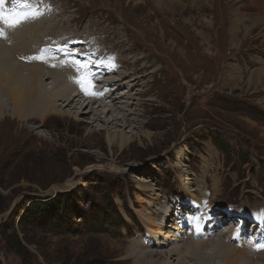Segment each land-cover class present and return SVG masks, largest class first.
Returning a JSON list of instances; mask_svg holds the SVG:
<instances>
[{
    "label": "rangeland",
    "instance_id": "1",
    "mask_svg": "<svg viewBox=\"0 0 264 264\" xmlns=\"http://www.w3.org/2000/svg\"><path fill=\"white\" fill-rule=\"evenodd\" d=\"M30 1L44 19L64 22L60 35L72 31L71 43L90 36L94 44L88 51L97 49L99 57L110 52V62H117L115 77L125 72L113 90L134 96L127 108L146 109L141 118L154 119L147 127L91 126L89 114L61 106L45 126L10 114L0 118L4 264H134L139 249L133 242L145 246L142 233L160 227L148 225L150 215L170 211L167 197L175 194L204 202L205 187L214 192V205L264 204V0ZM150 64L153 73L134 90L124 77L143 74ZM158 104L166 108L160 119ZM185 170L195 189L190 193L181 179ZM61 195L85 218L74 213L67 230L51 228L48 220L21 228L16 217L15 235L10 230L11 239L3 236L15 211L23 213L35 201H55L59 208ZM169 221L143 253L173 247L185 252L186 243L194 242L181 239ZM205 249L210 252L211 246ZM178 256L172 264H180ZM184 258L195 263L194 257Z\"/></svg>",
    "mask_w": 264,
    "mask_h": 264
},
{
    "label": "bare ground",
    "instance_id": "2",
    "mask_svg": "<svg viewBox=\"0 0 264 264\" xmlns=\"http://www.w3.org/2000/svg\"><path fill=\"white\" fill-rule=\"evenodd\" d=\"M18 1L4 0V3L0 5V29H3L4 32V35H0V118H3L6 114H10L20 122L28 124L30 121L40 120V124L45 126L46 119L53 118V113L55 111L59 112V106H61L79 109L81 116L89 114L92 118L90 122L91 126L101 122L108 126L107 128L128 127L132 126L133 123L143 127L150 126V122L154 118L148 120L141 118L147 112L146 109L136 112V107L127 108V105L131 103L128 99L134 98L131 94L125 95V91L121 92L120 89L117 91L114 89L113 94L105 93L103 95L107 101L106 103H102V101L96 100V97L87 96L82 91L81 84L78 87V72L75 71L76 52H71V46H68L69 43L72 45V31L71 33L60 35V27L64 22H53V20L44 19L40 14L34 18L24 20L15 27L8 26L3 16L18 18L17 14H27L29 9H31L30 0H25L26 5L23 8L16 4ZM34 11H37V9ZM50 43L54 45L52 47L53 51H49L48 49ZM62 51H64V54L59 57ZM49 62H52L51 66ZM153 64L144 65L146 71L143 74L130 78L125 76V81H129L128 85L130 83V85L133 84L134 87H137L134 90H140L138 87H143L146 83H139L144 76L153 73H150V67ZM142 70L143 68H141ZM112 74H114V70H112ZM119 75V77L113 76L112 78H110L111 76H106L105 80L107 82H117V80L123 79L125 72ZM49 78L52 81L50 84H47V79ZM249 82L253 89L254 87L256 88L257 81L254 77L249 79ZM116 86L120 87L122 84H117ZM141 101L143 100L140 98L137 100V102L142 103L146 107L148 102ZM149 101L155 104L156 100L150 99ZM165 111L164 105L158 104L159 119ZM117 112H122V114L117 115ZM129 112L132 113L133 117L128 116ZM166 119L167 116L161 122L162 125H165ZM31 131L32 133L35 132L34 129ZM142 135L145 138L153 140V136L151 135ZM12 138H9V140L11 141ZM179 157L183 158V155H179ZM182 166L185 165L182 164ZM181 179L186 191L190 193L195 190L190 185L189 174L186 170L183 171ZM170 213L171 210L166 211L167 221L165 223H160L165 213L156 211L150 215L148 225L154 224L157 227L160 225L156 230H151L152 234L158 233L160 228L164 229L165 226L167 227ZM157 215L162 216V218L160 219ZM155 218L158 219L159 223ZM164 232L162 230L159 234L164 235ZM173 232L175 233V231ZM138 242L139 240L134 241L132 245L135 249H139V252H137L139 257L135 258L134 264H172L170 260L176 254L179 255L177 259H179L180 264H189L185 261L184 256L194 257L195 263L192 264H264V251L260 252L257 255L258 258L254 261L252 258L256 256V252L251 246L238 248L227 243L223 238L186 243L184 247L185 252L180 247H173L164 253L155 249V251H152V254L143 253L146 247L139 245ZM161 243L163 241H160L159 245ZM209 245L211 246V251L206 252L205 248ZM131 251L130 254H132ZM146 252H150V250ZM182 253H185V255L182 256Z\"/></svg>",
    "mask_w": 264,
    "mask_h": 264
},
{
    "label": "trees",
    "instance_id": "3",
    "mask_svg": "<svg viewBox=\"0 0 264 264\" xmlns=\"http://www.w3.org/2000/svg\"><path fill=\"white\" fill-rule=\"evenodd\" d=\"M61 198V199H60ZM60 207L57 208L55 201H49L41 203L39 201H35L31 203L23 213L20 211H15L11 216L10 223L8 226H5L4 229L1 230L3 236L7 239H11V236L8 234L10 230H13L15 235L16 226L14 224V219L18 218V227L24 228L32 226L33 224H39L48 220L51 225V228L61 227L69 230L70 223L73 221V218L76 215H80L81 218H85L84 213L79 210L78 206H72L69 199L63 195L59 197ZM83 199V198H82ZM74 209V210H73ZM75 213V214H74ZM74 214V215H70ZM18 246H22L21 242H17ZM0 264H4L0 258Z\"/></svg>",
    "mask_w": 264,
    "mask_h": 264
},
{
    "label": "snow or ice",
    "instance_id": "4",
    "mask_svg": "<svg viewBox=\"0 0 264 264\" xmlns=\"http://www.w3.org/2000/svg\"><path fill=\"white\" fill-rule=\"evenodd\" d=\"M4 3V0H0V5ZM27 7V6H26ZM41 13L39 11H34L32 9H29V12L24 15L17 14L18 18H12L11 16H3V19L5 23L8 24L10 27H15L19 23L23 22L26 19L34 18L36 16H39ZM0 35H4L3 29H0ZM197 227H199V224L197 223ZM258 250L264 249V243L257 245Z\"/></svg>",
    "mask_w": 264,
    "mask_h": 264
}]
</instances>
